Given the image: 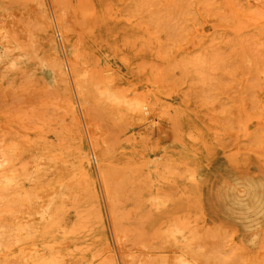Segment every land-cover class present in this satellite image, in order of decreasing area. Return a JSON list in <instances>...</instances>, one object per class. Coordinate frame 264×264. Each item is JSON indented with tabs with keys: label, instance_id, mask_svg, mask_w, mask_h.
Listing matches in <instances>:
<instances>
[{
	"label": "rangeland",
	"instance_id": "374dc122",
	"mask_svg": "<svg viewBox=\"0 0 264 264\" xmlns=\"http://www.w3.org/2000/svg\"><path fill=\"white\" fill-rule=\"evenodd\" d=\"M262 141L264 0H0V264H264Z\"/></svg>",
	"mask_w": 264,
	"mask_h": 264
},
{
	"label": "bare ground",
	"instance_id": "6f19581e",
	"mask_svg": "<svg viewBox=\"0 0 264 264\" xmlns=\"http://www.w3.org/2000/svg\"><path fill=\"white\" fill-rule=\"evenodd\" d=\"M171 3V2H170ZM169 3V4H170ZM168 4V3H167ZM205 6V5H204ZM147 8H148V6H147ZM262 16V15H261ZM169 23V22H168ZM147 26V25H146ZM165 26V25H164ZM7 31V30H6ZM10 34V33H9ZM11 35V34H10ZM18 39V38H17ZM9 42V41H8ZM8 46V45H7ZM15 48V47H14ZM7 51V50H6ZM57 62H58V60H57ZM56 68V67H55ZM182 68V67H181ZM57 71V70H56ZM60 71V70H59ZM247 72V71H246ZM256 79V78H255ZM61 80H63V79H61ZM69 81V80H68ZM252 81V80H251ZM258 81V80H257ZM262 84V83H261ZM246 86H248L247 84H246ZM248 88H249V86H248ZM245 90V89H244ZM250 94V93H249ZM229 97V96H228ZM91 106V105H90ZM248 118V117H247ZM248 120H249V118H248ZM75 123V122H74ZM259 140V139H258ZM262 142H264V141H262ZM78 150V149H77ZM81 152V154H80V156H81V161H82V163H83V165L88 169L89 167V157L86 155V153H85V151L84 150H81L80 151ZM261 152V151H260ZM93 183V182H92ZM94 184V183H93ZM209 230V229H208ZM224 231V230H223ZM208 232V231H207ZM210 232V231H209ZM212 232V231H211ZM206 234V233H205ZM216 234V233H215ZM224 234V233H223ZM225 236V235H224ZM214 237H215V235H214ZM219 238V237H218ZM223 240V239H222ZM221 241V240H220ZM51 244V243H50ZM106 244V243H105ZM202 246V245H201ZM108 247H109V245H108ZM221 247H222V245H221ZM202 250V249H201ZM212 250V249H211ZM216 250V249H215ZM208 252V251H207ZM216 253V252H215ZM218 253V252H217ZM217 253H216V255H217ZM108 255V254H107ZM126 255V254H125ZM210 255V254H209ZM215 255V254H214ZM135 257H136V255H135ZM217 257V256H216ZM125 258V257H124ZM206 258H207V256H206ZM218 258V257H217ZM219 259V258H218ZM212 260H214V259H212ZM220 260H221V258H220ZM131 261V260H130ZM217 262V261H216ZM108 264H115L113 261H111V262H109L108 261ZM213 264V263H212ZM218 264V263H217ZM222 264V263H221Z\"/></svg>",
	"mask_w": 264,
	"mask_h": 264
}]
</instances>
